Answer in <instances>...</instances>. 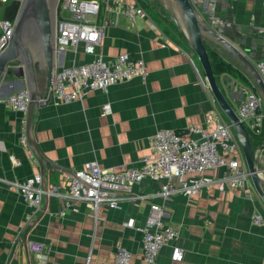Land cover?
I'll use <instances>...</instances> for the list:
<instances>
[{
    "label": "crops",
    "instance_id": "crops-1",
    "mask_svg": "<svg viewBox=\"0 0 264 264\" xmlns=\"http://www.w3.org/2000/svg\"><path fill=\"white\" fill-rule=\"evenodd\" d=\"M195 2L207 13L208 0ZM144 5L152 12L155 4ZM217 13L233 21L229 27L221 24L219 30L254 63L264 57V0H217ZM155 15L157 23L168 29L169 23ZM167 33L170 43H164L145 18L134 23L121 15L117 25L107 28L100 50L106 57L126 51L143 58L147 78L119 81L107 91L88 90L81 99L67 102L52 98L38 109L34 136L52 161V165L44 162L43 170L47 188L55 193L45 194L42 209L35 215L14 182L43 172L42 166L30 142L21 141L26 114L0 100V264H112L120 242L132 250V264H144L142 233L124 221L134 216L142 223L152 204L162 207L165 223L179 228L177 242L184 249L183 259H173L172 246L165 245L158 264H264V221L253 220L256 212L264 214V201L253 184L220 189L216 182L190 197L177 193L164 198L159 194L161 181L147 177L135 184L137 197L122 200L116 208L104 204L97 215L86 202L66 200L57 193L69 189L72 170L89 159L115 169L137 165L140 157L151 152V138L160 128L189 133L191 125L206 124L209 111L222 112L196 52L177 31ZM208 50L234 62L249 77L223 48L209 43ZM92 57L82 45L77 51L69 47L58 63L67 66ZM221 76L231 84L224 85L229 90L224 93L236 107L237 90L247 82L234 73ZM40 81L47 95L45 74H40ZM22 86V80L6 74L0 82V97ZM106 102L112 107L108 114L104 113ZM12 154L19 164L12 161ZM29 239L46 243L45 259L29 250Z\"/></svg>",
    "mask_w": 264,
    "mask_h": 264
},
{
    "label": "built area",
    "instance_id": "built-area-1",
    "mask_svg": "<svg viewBox=\"0 0 264 264\" xmlns=\"http://www.w3.org/2000/svg\"><path fill=\"white\" fill-rule=\"evenodd\" d=\"M13 1L0 0V13ZM196 0H192L200 17L216 31L224 24L232 26L231 19L217 13V0H208L207 13L199 9ZM121 15H126L134 23L139 17L147 20L150 28L158 31L164 43L172 42L168 33L157 23L143 0H59L56 12L55 48L57 62L52 75V98L55 101H71L82 98L86 91L108 88L119 81L136 76L147 78L148 69L143 58L134 57L130 52H119L106 57L100 47L109 26L117 25ZM14 29V20L0 17V53L7 47ZM221 32V31H220ZM83 46L86 53L93 57L86 61H74L70 65H59V55L69 47L76 51ZM264 80V57L255 63ZM238 88V104L235 109L241 120L251 131L252 138L260 146L264 143V94L250 79ZM11 108L26 114L31 102L26 86L20 87L5 97H0ZM110 102L104 104V113H111ZM188 132H179L171 127L157 130L151 138V152L140 157L137 165L121 169L104 167L96 158L85 161L75 167L70 177L69 189L57 193L66 200L86 202L97 215L104 204L116 208L124 199L137 197L133 194L135 184L145 178L161 181L159 194L168 198L182 193L191 196L213 183L220 189L226 187H244L252 185L242 147L230 120L218 109L209 111L205 125H191ZM21 141L28 145L26 128L22 131ZM260 152H263L260 151ZM262 155V154H260ZM32 156H35L32 152ZM242 156V161H240ZM15 164L20 159L12 154ZM208 170L216 171L209 174ZM20 194L30 207L31 215L42 209L45 194L55 193L44 188L42 172L14 182ZM254 187V186H253ZM141 196V195H140ZM163 209L152 204L142 223H137L134 216L128 217L124 224L134 227L142 233L144 264H158V254L167 244L172 246V258H184V249L177 242L180 230L163 221ZM256 224L264 221V214H254ZM27 247L41 259L47 257L46 243L42 240L29 239ZM132 250L118 243L112 264H132ZM92 251L87 256L89 263Z\"/></svg>",
    "mask_w": 264,
    "mask_h": 264
},
{
    "label": "water",
    "instance_id": "water-1",
    "mask_svg": "<svg viewBox=\"0 0 264 264\" xmlns=\"http://www.w3.org/2000/svg\"><path fill=\"white\" fill-rule=\"evenodd\" d=\"M59 0H23L6 5L3 16L14 20V29L7 47L0 53V82L6 75H14L22 80L30 93L31 102L27 112L26 130L42 166L43 185L47 188L43 163L50 161L40 150L34 136V117L38 109L52 99V75L57 62L55 48L56 12ZM162 6L168 18L184 35L189 46L198 55L204 68L206 79L225 115L231 121L242 147L252 183L264 201V165H260L259 152L264 150V143L255 146L251 131L241 120L235 107L227 98L214 72L208 44L212 43L226 50L251 75L256 85L264 94V80L255 63L246 53L234 44L222 30L216 31L199 15L192 0H154ZM44 72L49 92L42 89L40 73ZM15 80V79H12ZM22 86V87H23Z\"/></svg>",
    "mask_w": 264,
    "mask_h": 264
},
{
    "label": "trees",
    "instance_id": "trees-1",
    "mask_svg": "<svg viewBox=\"0 0 264 264\" xmlns=\"http://www.w3.org/2000/svg\"><path fill=\"white\" fill-rule=\"evenodd\" d=\"M156 14L159 16L160 19L162 18L166 22L169 23V20L167 19V16L165 14L162 15V13H160V12H157ZM172 24H173L174 28L176 29L177 33L184 39V35L178 30L177 26L175 25V23L173 21H172ZM164 30L166 32L169 31L168 29H164ZM209 53H210V56H211V60H212L214 72H215L216 77L218 79V82H219V84L222 87V89H223L224 92H225V90H224L222 84L219 81L220 76L222 74H225V73H234V74L239 75L240 78H242L245 82L251 83L250 78L247 75H245L243 71H240L239 68H238V66H236V64L234 62L229 61V60H226V59L218 56L216 54V52L213 53V52L209 51ZM225 118L227 120H229L227 116H225ZM253 142H254V140H253ZM254 145H255V142H254Z\"/></svg>",
    "mask_w": 264,
    "mask_h": 264
},
{
    "label": "rangeland",
    "instance_id": "rangeland-1",
    "mask_svg": "<svg viewBox=\"0 0 264 264\" xmlns=\"http://www.w3.org/2000/svg\"><path fill=\"white\" fill-rule=\"evenodd\" d=\"M144 1V4H146V3H148V4H155V5H153L154 6V8H153V10H151L152 12H150V13H152L153 15H154V17H156L157 18V16L155 15L157 12H160V13H162V15L163 14H167V12H166V10L162 7V6H159V5H157L155 2H154V0H143ZM157 5V6H156ZM147 8V7H146ZM148 9V8H147ZM154 11V12H153ZM1 16H3V12H1L0 13V17ZM158 19V18H157ZM167 19L169 20V26H168V30H170V32H172L174 35H175V32H176V29L174 28V26H173V24H172V19H170V18H168L167 17ZM160 23H161V21H159ZM162 26H165L166 27V25L165 24H162ZM203 71V73H204V77H206V74H205V72H204V70H202ZM248 73V72H247ZM40 74H45L43 71L40 73ZM248 75H249V77L250 78H252L251 77V75L248 73ZM223 80V78H222V76H220V79H219V81H220V83L222 84V86H223V88H224V90H226V92H229V90L227 91V89H225V86L227 87V86H231V84H229L228 83V80L226 79L224 82L222 81ZM252 80H253V78H252ZM225 85V86H224ZM239 87V86H238ZM237 87V88H238ZM229 94H231V93H229ZM236 103H238V102H236ZM222 110V109H221ZM222 112H223V110H222ZM224 113V112H223ZM223 115H225V113L223 114ZM226 116V115H225ZM256 144V143H255ZM263 153H264V150H263ZM259 154H261V152H259ZM240 161H242V156H240ZM262 160V161H261ZM260 165H264V158H261L260 157Z\"/></svg>",
    "mask_w": 264,
    "mask_h": 264
},
{
    "label": "bare ground",
    "instance_id": "bare-ground-1",
    "mask_svg": "<svg viewBox=\"0 0 264 264\" xmlns=\"http://www.w3.org/2000/svg\"><path fill=\"white\" fill-rule=\"evenodd\" d=\"M261 154H262V155H260V157H261V158H264V153H263V152H261ZM261 161H262V160H261Z\"/></svg>",
    "mask_w": 264,
    "mask_h": 264
}]
</instances>
